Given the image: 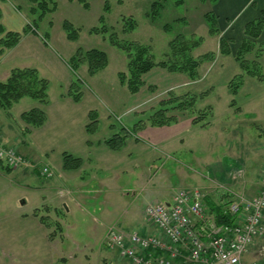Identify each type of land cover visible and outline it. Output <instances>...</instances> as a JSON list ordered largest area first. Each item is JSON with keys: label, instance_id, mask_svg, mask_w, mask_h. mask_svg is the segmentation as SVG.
I'll return each mask as SVG.
<instances>
[{"label": "rangeland", "instance_id": "rangeland-1", "mask_svg": "<svg viewBox=\"0 0 264 264\" xmlns=\"http://www.w3.org/2000/svg\"><path fill=\"white\" fill-rule=\"evenodd\" d=\"M86 1L89 7H85L79 0H56L57 10L38 21L37 32L45 43L61 53L68 64L78 48H96L107 53L109 64L96 76L89 75L81 67L77 74L83 79L84 86L97 94L111 95V98L119 94L123 97V104L131 109L123 115V111H120L122 107L113 106L118 115V119H114L120 125L119 129L125 124L131 128L140 120L150 125L149 119L161 108L162 101L186 95L196 97V104L192 109L168 112V116H176L175 123L157 128L155 133L162 135L181 129L184 139L173 146L167 145L174 151L169 149L170 155L159 154L154 163L147 162L146 158L141 160L144 166L140 164V168H144L143 171L147 174H155L153 178L142 180L131 172L118 183L121 185L120 191L117 189V182L113 181L110 190L102 187V191H91L90 198L82 199L79 206L74 205L69 213L58 205L63 212L60 216L65 225L66 249L81 251L78 264L87 262L83 257V250L90 254L89 264H102L99 252L102 250L107 254L109 251L104 247V241L106 242V235L112 225H117L126 232H139L142 226L154 231V227L144 216V208L151 201L166 202L180 188L198 187L202 189L206 199H211L215 204H224L227 209L236 197L251 198L259 193L264 167V35L255 42L254 50L244 55L248 61L258 63L257 67H251L252 71L260 74L254 76L242 70L236 57L240 43L245 38L242 28L244 21H238V17L232 26L218 20L219 33L211 34L205 18V14L214 9L209 1L183 0L178 3L177 0H108V12L104 11L106 0ZM155 1L160 3L162 9L153 17L150 14ZM258 5H263L261 0H258ZM1 6L15 11H10V14L5 12L6 26L0 20L5 31L22 34L38 17V14L31 12L33 5L29 0H0V9ZM101 16H104V24L110 28L109 32L115 31L123 40L151 46L156 62L173 58L169 43L179 34L190 44L199 43L191 51L194 58L207 53L213 56L201 64L195 78L157 67L143 76L145 85L138 93L133 94L119 80V73L128 75L126 53L111 45L102 35L90 33L93 27L102 26ZM128 18L135 20L136 28L126 33L124 23ZM64 21L71 22L79 29L77 41L67 39L63 29ZM3 36L4 34H0V38ZM221 36L229 40L232 51L229 55L220 52ZM0 50L3 55L7 49ZM234 86L237 87L236 95L232 93ZM63 92L65 87L58 81H53L49 97L53 99ZM206 92L207 96H202ZM195 118L201 120V123H193ZM155 153L158 154L159 151ZM2 165L1 227L8 224L19 211L18 205L27 195L35 202L41 200L39 192L33 187H40L42 184V179L37 174L31 175L30 179L20 178L17 170L9 172L7 166ZM239 169L243 171L242 177H231L232 172ZM108 192L110 193L107 194ZM30 206L31 203L24 205L22 210L27 211ZM208 216L214 217L210 210ZM57 226L51 229L54 233L59 230ZM0 235H3L2 229ZM258 247L263 250H256L251 259L246 253L242 264H249L252 260L264 264V237L258 239L256 249ZM113 253L117 255L116 251ZM2 254H8L7 245L0 250V255ZM0 264H8V259L0 260Z\"/></svg>", "mask_w": 264, "mask_h": 264}, {"label": "crops", "instance_id": "crops-1", "mask_svg": "<svg viewBox=\"0 0 264 264\" xmlns=\"http://www.w3.org/2000/svg\"><path fill=\"white\" fill-rule=\"evenodd\" d=\"M261 1L262 6L258 5V0H217L213 5V11L220 22L232 26L239 17L238 21H244L242 24L244 29L247 22L260 17L264 10V0ZM0 10L1 22L6 26L5 16L10 14V11L12 13L15 11L2 6ZM0 57L2 72L0 81L7 80L15 68H34L41 77L49 80V94L53 81H58L65 87V92L53 99L50 98L48 104H41L25 96L8 110L0 107V136L4 144L15 147L32 163L31 166L17 170L20 178L30 179L31 175L37 174L42 179L40 187H33L39 192L41 200L35 202L27 195L19 203V208L17 207L19 211L13 218L11 217L9 223L0 226L3 232V235H0L2 243L0 250L7 245L8 252L7 255H0V260L8 259V264H78L81 251L78 249L68 251L64 246L65 225L61 221L60 213L63 212L59 210L58 205L69 213L74 205L79 206L82 199L90 198L89 193L102 191V187L110 190L113 181L117 182L116 186L120 191L121 185L118 183L131 172L142 180L153 178L155 174H147L143 171L144 168H140V164H144L141 160L144 161L146 158L147 162L154 163L159 154H169V149L174 151L167 145L173 146L177 141L184 139L183 130L162 135L155 133L157 128L162 127L146 125L140 133L127 139L124 148L112 150L105 144V140L116 134L120 126L116 123L118 115L113 106L122 107L120 111H123V115L131 109L123 104L122 96L119 94L117 96L115 94L114 98L106 94L101 96L84 86L83 98L75 102L68 96L74 72L58 50L33 32L24 34L16 47L6 50L3 55L0 53ZM81 68L88 73L86 64ZM33 108L41 109L46 115V122L41 127L33 128L22 120V114ZM91 111H97L99 115L98 130L92 134L86 130V126L91 122L89 115ZM121 127L128 126L125 124ZM178 145L182 147L181 144ZM157 150L158 154L155 153ZM65 153L80 158L83 161L82 165L77 169L66 170L63 159ZM44 166L52 171L51 177L41 173L40 167ZM171 200L167 199L166 202ZM29 203L32 206L23 211L22 207ZM41 217H48L46 220L48 224L44 223ZM55 226L59 230L54 233L51 229ZM138 233L148 235L152 232L148 227L142 226ZM257 241L251 245L247 253L250 259L256 250L260 252L263 250L260 247L256 249ZM104 247L107 249L105 245ZM83 251V257L87 261L85 262L89 264L90 254ZM107 252V254L102 250L99 252L102 264H119L118 253L115 255L113 251Z\"/></svg>", "mask_w": 264, "mask_h": 264}, {"label": "trees", "instance_id": "trees-1", "mask_svg": "<svg viewBox=\"0 0 264 264\" xmlns=\"http://www.w3.org/2000/svg\"><path fill=\"white\" fill-rule=\"evenodd\" d=\"M84 4L85 7H89L86 0H79ZM178 3L183 0H177ZM202 2L209 1L210 4L214 5L217 0H201ZM33 5L31 12L38 14L37 19L33 21L32 26H27L23 33L5 31V28L0 23V34H4L0 38V48L10 50L16 47L23 35L30 32L38 34V21L43 20L47 14L53 13L57 10L58 4L56 0H29ZM160 3L155 1L151 7L150 16L155 17L156 14L161 10ZM110 10L109 1H105L104 11ZM206 21L208 23L210 33L218 34V17L213 11H209L205 14ZM2 19V13L0 10V20ZM100 21L101 27H93L90 29V33L102 35L108 39L110 44L114 47L119 48L126 53L128 58V75L125 73H119L120 83L127 86L129 91L133 94L138 93L141 88L145 85L143 76L149 73L156 67L165 68L170 72L174 73H185L191 78H195L197 75V69L203 62L211 59L213 54L207 53L198 58H194L191 54L193 48L198 47L199 43L195 42L190 44L183 35L179 34L169 43L170 51L172 52L173 58L170 60L156 62L154 55L152 54V48L149 45L142 44L138 41H127L121 39L118 34L113 31L109 32L110 28L104 24V16H101ZM165 27H168L166 25ZM136 28V22L133 18H128L124 23V31L126 33ZM63 29L66 32L67 39L69 41H77L79 39V29H77L71 22L64 21ZM264 31V10L261 12L260 17H257L244 26L245 38L240 43L237 50V59L240 62V66L243 71L248 72L250 75H260L251 70V67L258 66L257 62L248 61L244 58L247 52H251L255 48V42L262 36ZM220 52L224 55L231 54V47L229 40L221 36L219 40ZM87 64L88 74L91 76L96 75L100 71L104 70L109 64V58L106 52L100 49L92 48L84 50L78 48L75 54L71 58L69 66L74 72V80L70 85L68 96L71 97L75 102L81 101L83 98V86L84 81L79 77L77 71L83 65ZM49 86L50 82L40 76L37 69L34 68H15L11 71L10 76L5 81H0V107L4 110H8L12 107L15 102H18L23 97L27 96L41 104H48L50 102L49 97ZM237 87L234 86L233 94L236 95ZM207 92L202 96H207ZM189 96V95H188ZM175 97L168 101H162L160 103L161 108L157 110L154 115L149 119L150 125L154 127H163L171 125L177 121L175 115H169L168 112L171 110L177 111H188L196 104V97ZM173 104H175L173 106ZM172 106V107H170ZM170 107V108H169ZM91 122L86 126L88 133L92 134L98 130V113L97 111L90 112ZM45 113L39 108H33L22 114V120L31 127H41L46 122ZM193 123L199 124L201 120L195 118ZM146 126L145 121H138L133 127H121L116 134L105 140V144L112 150H121L125 147L126 141L132 135H135ZM203 126H206L203 124ZM64 168L66 170H72L79 168L83 161L80 158H76L68 153L63 156ZM0 167H3L0 162ZM10 172L12 169L6 167ZM208 210L214 215V220L217 224H224L233 222L235 220L234 215L227 212L224 208V204H215L211 199H206ZM41 220L48 224L46 220L48 217H41Z\"/></svg>", "mask_w": 264, "mask_h": 264}, {"label": "built area", "instance_id": "built-area-1", "mask_svg": "<svg viewBox=\"0 0 264 264\" xmlns=\"http://www.w3.org/2000/svg\"><path fill=\"white\" fill-rule=\"evenodd\" d=\"M0 162L15 171L32 165L15 147L5 145L1 136ZM41 173L53 175L46 166ZM242 174L239 169L231 177ZM260 180L255 197L238 196L228 205L233 222L217 224L208 216L202 189L180 188L170 202L151 201L145 206L144 216L154 227L151 234L112 225L105 246L118 253L120 264H242L251 245L264 237V167Z\"/></svg>", "mask_w": 264, "mask_h": 264}]
</instances>
